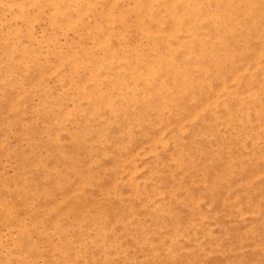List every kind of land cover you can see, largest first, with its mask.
Instances as JSON below:
<instances>
[{
	"label": "rangeland",
	"instance_id": "374dc122",
	"mask_svg": "<svg viewBox=\"0 0 264 264\" xmlns=\"http://www.w3.org/2000/svg\"><path fill=\"white\" fill-rule=\"evenodd\" d=\"M26 1L0 0V79L25 62L24 50L38 48L46 63H26L23 90L11 87L0 99V206L10 207L22 226L0 231V264L4 258L20 264L25 252L32 254V264H264V22L255 31L240 23L225 30L209 23L202 52L189 43L192 33L182 34L179 23L167 35L161 0H152L144 17L161 18L157 39L173 46L172 65L187 68L196 81L202 67H211V54L241 53L242 44L248 49L243 60L225 65L228 70L220 73L229 74L226 79L210 77L215 70L202 73L197 85L203 89L190 90L182 102L170 93L179 84L156 76L165 89L158 94L167 91L174 98L157 116L150 111L157 93L146 96L135 75L143 58L160 57L161 47L149 49L151 39L143 33L138 37L134 25L139 14L132 0H120L112 11L113 16L122 13L123 37H109L107 49L95 44L101 36L93 45L92 39L84 43L92 29L83 23L75 31L80 19L74 11L59 21L64 0H29L28 9ZM102 1L83 0L78 7L86 15L95 13L100 29ZM227 35L233 37L229 48L221 45ZM120 45L125 57L100 68L108 51ZM88 46L111 99H99L101 111L93 107L91 116L81 113L87 101L76 106L74 70L67 64L72 57L81 60L79 50ZM36 70L43 71L45 80L31 83ZM122 76L131 83L137 79L131 105L146 110L139 122L129 106V85L113 84ZM85 78L93 80L89 73ZM120 90L127 95L123 109L117 100ZM151 99L153 105L147 103ZM55 100L62 107L52 110ZM101 202L117 205L115 215L77 217L71 212L76 203ZM238 227L242 232L235 231Z\"/></svg>",
	"mask_w": 264,
	"mask_h": 264
},
{
	"label": "bare ground",
	"instance_id": "6f19581e",
	"mask_svg": "<svg viewBox=\"0 0 264 264\" xmlns=\"http://www.w3.org/2000/svg\"><path fill=\"white\" fill-rule=\"evenodd\" d=\"M80 1H83V0H64V2H62V7L58 9L59 10L58 11L59 21H60V18L62 20L65 19V18H62L64 15H67L71 11H74L75 17L80 19L78 21L77 26L75 27V31H77L78 28L83 23H86L92 29L91 36L87 39H84L83 40L84 43L88 41L90 42L92 39V45H93L94 42L96 41L95 37L98 39V37L101 36V43L103 44L97 41L95 42V44L97 46H101L107 49V42H109V37L114 36L115 39H118L120 41V38L123 37L122 26L119 25L121 24L120 19L123 18L121 16L122 13L121 15L118 13L115 14V16L112 15V11L116 10L115 8L117 4L120 2V0H107V1L103 0L102 1L101 3L102 12L100 13V17H101L103 27L101 29L97 25V21H96L97 15L95 13H92L91 15H86V10L78 9ZM132 1L134 2L133 12H136L137 14H139L138 20L137 22H135L136 24L134 25V28H136V31L137 32L139 31L138 37H140L143 33L148 39L149 38L151 39V46L149 47V49H153V48L156 49L158 47H161L160 57L157 56L154 59H151V56H149L148 58H143L144 61L139 63L141 64L142 68L140 69L138 74L135 75L138 79H140V81L144 83L143 86H144V91L146 93V96L152 97L154 93H157L156 99L158 101L156 105H154L150 109L151 113L156 112L157 116H160L163 109L165 110L167 109L166 107L167 103L169 101L174 102L172 100L173 97H180V100L182 102L183 99H185L188 96V92L190 90L195 91L196 89L200 91L201 89H203L201 85L200 86L197 85L200 82V79L204 77L202 73L204 72L210 73L211 70H215L214 74L210 77H215V78L221 77L223 79H226V76L229 74L220 73V72L222 73L226 72V70H228V68L225 65L228 66L230 64H236L240 62L238 60L244 59L243 58L244 53L245 51L248 50L245 44H242L246 48L242 49L241 53H238L237 51L235 52L229 51L226 54L227 56L217 55V53L214 55L211 54L209 59H210L212 68L209 66L202 67L201 70L199 71L200 75L196 81L195 75L192 74L187 68H184V70H182L181 67H177V65H172L174 64L172 60L175 57L173 54V46L169 42L161 41L162 39L160 38L157 39V37H159L158 35L160 34L158 27H159L161 18L153 17V16H151V18H147V16L144 17L145 15L144 11L146 9L151 8L152 0H132ZM28 3H29V0L26 1L27 9L31 6V3L29 6H28ZM12 7L17 8V5L15 3H11L10 8ZM263 7H264V0H161L159 3L158 9L161 10L165 14V20H166V23L168 24V27L166 28L167 35H170L174 31V29L177 28V23H179L180 24L179 26L183 30L182 34L189 35L190 33H192L191 35H189L192 37L189 43L196 44L198 46V50H201L202 52H204L203 50L204 46H206V43L209 42L208 38H206V33H207L206 29H207V26H209V23H210V26L215 25L216 28L218 29L220 28L222 30H225L229 26V24L232 22L234 24L240 23L246 27H251L255 31L257 30L259 23L264 22ZM148 12L150 11L148 10ZM108 14H110V17L108 16ZM182 15H184V19L180 18ZM16 16H18V13L16 14ZM55 21H57V19H55ZM143 22H146L145 23L146 25H143ZM129 24L127 23V25L126 24L124 25L128 27ZM130 25L132 26V24ZM145 26H147L146 28L147 30L144 29ZM144 30H146V32ZM231 35L229 34V36ZM31 36L36 38L34 34H31ZM227 37L228 35L222 38L224 39V41L221 42V45H223V47L227 46L229 48L232 45L231 38L233 37H230V38H227ZM147 38H145V42ZM5 47H8V46H5ZM88 47H89V50L86 49L85 47L79 50L80 55H81V60H78V59L76 60L72 57L71 59L70 58L67 59V64L71 65L74 70L72 78H73V85L76 87V96H75L77 100L76 106L78 102L82 100L87 101L88 105L84 110H81V113H83L84 115L86 114V116H91V110L93 109V107H97L100 113L101 111V105H99L100 102L103 100L111 101V99L108 97V95H105L107 91L103 90L101 86V78L97 71L98 69L95 67L96 61L93 59L94 57L91 51L92 46L91 47L88 46ZM37 49L38 48H35L34 51L24 50L23 59L25 62L20 63L17 67H11L10 70L2 73V77L0 79V99H4L7 96V94H9L11 87H13L15 91L23 90V88L25 87V84H24L25 80L23 79L22 75L24 74V71L26 70V63L32 62L36 65L46 63V61L43 60L44 56L41 55L42 52L40 51L38 53V51H36ZM108 52H109L108 59L103 63H99L101 64V66L97 65L100 68L109 67L110 61L112 59H115L117 57L123 58L125 57L124 54L126 53V52L125 53L123 52V48L121 47V45L111 48V51H108ZM132 52H134V49ZM135 53L136 52H134V54ZM197 54H199L198 51H197ZM260 56H261V52H259V54H256L253 57V59L249 61L250 67L256 62V61L255 62L253 61L256 59L258 60ZM118 62L121 63V65L124 63L123 59H118ZM197 62H200V60L197 59ZM87 73L91 74V77L93 78L92 81H90L89 78H85V74ZM160 74L164 75L165 77H170L173 84H179V86L176 87V88H179L177 92H172V91L170 92L173 97L167 91H165V93L162 95L158 94L159 92H162L165 90L163 87L164 82L156 83L154 81V78L156 76H159ZM30 76H34V79L29 78L31 83H35L39 78L42 79L41 81L45 80L42 70H36L34 74H31ZM132 80L134 81V79ZM6 83H8L9 86L6 88H3L2 84H6ZM136 83H137V79L131 83L126 78V76H122L120 79L119 78L113 79V84L117 86H122L126 84L129 85L126 89V92L133 95L130 98L131 102L129 106H130V109H134V111L138 113L136 121L139 122L140 119L143 117L142 114H144V111L146 110L143 108L142 110L138 111L137 108L131 105V103H135L134 100L137 99V96L135 93V91H137ZM97 86L101 87V89L98 88ZM181 89H186V90L184 91V93H181L180 92ZM124 90L123 91L120 90V96L117 97V100H118V103L121 109H123L122 106H124L123 104H125L127 100V97H126L127 95L123 93ZM99 99H100V102H97L99 101ZM180 100L178 102H180ZM147 103L153 105L154 101L153 99H151ZM174 105L176 104L174 103ZM204 106L206 107L207 103ZM6 107H7L6 105L3 106L2 110L5 111ZM51 107H52V110L57 109V108L60 109L62 107L61 101L55 100L54 104ZM75 108L76 109L74 112L79 111L78 107H75ZM52 110H50V112ZM176 110L179 111L178 108H174L175 113H177ZM64 118L68 119L67 115L64 116ZM127 133L129 134V137H130L132 135V128H129L127 130ZM192 199L193 201H195V203H197V200L195 197H192ZM116 210H118V206L108 203V202L93 203V204L76 203L71 208V212L75 215L77 214V217H79L82 214H86V215L93 214V218H101V217L109 218L112 215H115ZM40 220H41L40 217L37 218L35 220L36 224L33 227L36 228L37 225H39ZM93 220H96V219H93ZM17 224L20 225L18 228L16 227ZM6 227L16 228L17 230H20V227L22 228L21 222L15 220L13 214L11 213L10 207L6 205L4 206L2 205L0 206V231ZM50 229L54 230L55 232L57 231L56 227L54 226L51 227ZM237 230H238V233H240L239 232L240 230L242 232L241 227L236 228L235 231ZM238 233L236 232L237 235ZM36 234L37 235L39 234L38 229H36ZM31 255L25 252L24 257L21 259L19 263L20 264H32L30 258H33V257ZM3 264H12V263L8 260V258H4Z\"/></svg>",
	"mask_w": 264,
	"mask_h": 264
}]
</instances>
